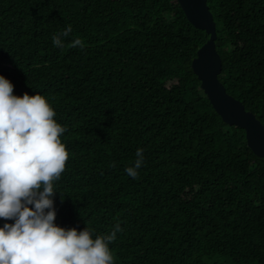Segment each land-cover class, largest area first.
I'll list each match as a JSON object with an SVG mask.
<instances>
[{"label":"trees","instance_id":"trees-1","mask_svg":"<svg viewBox=\"0 0 264 264\" xmlns=\"http://www.w3.org/2000/svg\"><path fill=\"white\" fill-rule=\"evenodd\" d=\"M207 5L219 80L264 125V0ZM77 37L83 49L70 46ZM208 37L177 0H0V74L17 95H46L67 126L55 223H119L115 264H264V157L192 70ZM137 148L146 162L134 179Z\"/></svg>","mask_w":264,"mask_h":264},{"label":"clouds","instance_id":"clouds-1","mask_svg":"<svg viewBox=\"0 0 264 264\" xmlns=\"http://www.w3.org/2000/svg\"><path fill=\"white\" fill-rule=\"evenodd\" d=\"M71 33L69 24L53 44L65 47ZM70 46L83 49L85 42L77 37ZM56 115L46 95H17L0 74V264H115L110 245L123 231L119 223L108 233L55 223L54 190L70 156L62 141L67 126ZM145 162L137 148L126 173L138 178Z\"/></svg>","mask_w":264,"mask_h":264},{"label":"water","instance_id":"water-1","mask_svg":"<svg viewBox=\"0 0 264 264\" xmlns=\"http://www.w3.org/2000/svg\"><path fill=\"white\" fill-rule=\"evenodd\" d=\"M177 2L188 21L209 35L191 62L201 89L223 122L244 129L247 146L258 157H264V125L252 112L245 109L242 102L228 94L219 80L222 63L215 47V23L207 0H177Z\"/></svg>","mask_w":264,"mask_h":264}]
</instances>
